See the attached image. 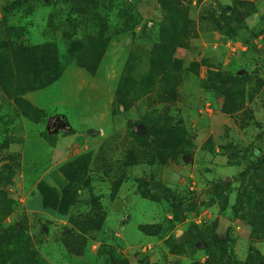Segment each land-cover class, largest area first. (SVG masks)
<instances>
[{
    "label": "rangeland",
    "instance_id": "1",
    "mask_svg": "<svg viewBox=\"0 0 264 264\" xmlns=\"http://www.w3.org/2000/svg\"><path fill=\"white\" fill-rule=\"evenodd\" d=\"M181 1L198 37L158 0H0V264H264L236 202L263 175L264 0Z\"/></svg>",
    "mask_w": 264,
    "mask_h": 264
},
{
    "label": "trees",
    "instance_id": "2",
    "mask_svg": "<svg viewBox=\"0 0 264 264\" xmlns=\"http://www.w3.org/2000/svg\"><path fill=\"white\" fill-rule=\"evenodd\" d=\"M200 0H197L196 3H199ZM158 3L160 4L162 10H163V18L160 21L159 24V29L166 31V30H171L174 31L177 30V28L185 30L184 32L189 33L191 31L192 35L190 36L191 38L198 37V29L195 27V24L193 22L189 21L188 18V9L187 7H183L182 1L181 0H158ZM242 4H247V2H241V1H235V5L230 8L232 10V13L235 14L234 22L237 24L242 23L240 18L238 17V13L236 12V6L237 5H242ZM205 8V7H204ZM211 8V9H209ZM209 8L207 7L206 10L210 13V19L212 18V22L210 21L211 25V30L213 32H217L221 36L228 37L229 40L231 39V33L233 31V27L230 26V23L226 22L225 25H220V22L218 19L215 17V12H213V7L209 5ZM224 8L222 7V10ZM225 10V9H224ZM223 10V11H224ZM204 17V16H200ZM228 19V18H227ZM193 23V24H192ZM168 24V25H167ZM224 31H226L224 33ZM173 35V34H172ZM187 47V42H184L180 40V38L173 39V36H168L164 37L163 39L160 37L158 41H155L153 43L152 51H151V56L155 60L158 61L159 64H165L167 65V69L164 66L162 72H164L168 69H174L175 68V63L173 62V52L177 48H183ZM167 50V55L164 56L162 55V51ZM31 54V60L34 61V64L36 65L38 63H44L46 67V71L48 73V76L56 77L58 75L59 68L56 64V61L53 58H50V55L48 54L47 57L43 56V47H40L39 50H35L31 48L28 52ZM164 58H167V61H164ZM163 59V60H162ZM165 75V74H163ZM163 78V77H162ZM138 125L146 128V122L140 121ZM150 130H148L145 133V136H150L149 135ZM255 154L258 156L257 159V164L254 167V173L257 176L259 174L258 171H260L263 175L260 177L261 179V184L256 183L254 180H251V189H248L249 186L247 187H242V192L238 193V198L236 202H238L240 205L246 204L247 207L250 206L249 212L245 215L248 216V222L250 225L253 227V231H257L256 225L262 224L264 225V154L260 153L258 150L255 151ZM255 194L257 196H260L261 198L255 199ZM248 201H252L249 203Z\"/></svg>",
    "mask_w": 264,
    "mask_h": 264
},
{
    "label": "water",
    "instance_id": "3",
    "mask_svg": "<svg viewBox=\"0 0 264 264\" xmlns=\"http://www.w3.org/2000/svg\"><path fill=\"white\" fill-rule=\"evenodd\" d=\"M228 224H229V222L226 221V220H221V221H220L218 229H219L220 232H222V234H223V232L225 231V228H226V226H227Z\"/></svg>",
    "mask_w": 264,
    "mask_h": 264
}]
</instances>
